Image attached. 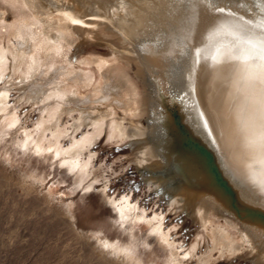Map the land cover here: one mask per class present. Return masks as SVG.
Here are the masks:
<instances>
[{
  "label": "bare ground",
  "instance_id": "obj_1",
  "mask_svg": "<svg viewBox=\"0 0 264 264\" xmlns=\"http://www.w3.org/2000/svg\"><path fill=\"white\" fill-rule=\"evenodd\" d=\"M19 2L34 10L31 17L22 19L21 26L36 32L37 37L44 36L35 55L44 59L47 71L52 70L55 75L45 84H51L50 87L41 85L43 90L38 97L55 103L51 119L55 117L56 122L50 140L55 139L53 145L61 144L60 138L66 131L59 128L63 113H78L77 117L72 116L74 133L83 127L92 129L80 139L72 135L67 149L56 146L55 156L63 157V164L79 170L82 177L92 163L82 160L83 152L109 125L110 139H126L141 146L138 165L143 168L142 173L147 171L144 168L151 170L146 177L149 187L163 190L171 206L190 216L194 212L201 232L186 256L194 253L205 235L212 241L213 251L248 253L259 256L264 264V225L238 219L214 193L204 188L205 174L195 157L182 148V137L173 123L176 114L190 136L208 150L233 189L238 205L264 213V150L256 136L258 126L252 132L245 129L247 113L240 109L243 95L233 88V66L226 63L227 57L243 56L252 51V46L243 45L231 27H220L230 17L258 22L261 13L255 7L257 0ZM218 6L225 7L223 14L214 11ZM45 9L49 13L46 16ZM16 33L17 38L24 34L21 28ZM89 42L109 46L113 55L91 57L93 60L84 62V67L77 66L71 61L69 48ZM22 45L25 44L20 43L17 50L11 46L0 48V72L8 67L11 57L17 61L18 69L22 67L25 55L34 52L35 46L21 48ZM68 55L71 58L66 65H59V58ZM37 58L30 62L35 71L40 69ZM137 60L145 68L140 67L137 76H132L129 68ZM230 63L238 66L243 60ZM95 72H100V77ZM5 97L0 96L2 108L6 107ZM249 139L255 141L251 146ZM114 203L122 221L135 218L170 247L168 264H181L158 217L147 219L137 214L128 198ZM220 219L226 227L220 225ZM103 246L115 247L108 239L103 240Z\"/></svg>",
  "mask_w": 264,
  "mask_h": 264
},
{
  "label": "rangeland",
  "instance_id": "obj_2",
  "mask_svg": "<svg viewBox=\"0 0 264 264\" xmlns=\"http://www.w3.org/2000/svg\"><path fill=\"white\" fill-rule=\"evenodd\" d=\"M24 5L19 0H0V48L11 46L17 50L20 43L25 44L21 48L35 45L20 69L11 57L8 67L0 72V96L6 95V107H0V264H168L170 247L157 234L149 233L135 218H119L114 202L124 198L129 199L137 214L147 219L158 217L163 222L181 264H263L259 256L248 253L213 251V243L205 235L194 253L186 256L201 232L194 212L190 216L171 206L163 190L149 187L146 177L151 170L144 168L147 171L142 173L138 165L141 146L126 139H110L109 125L83 152L82 160L92 163L82 177L79 170L63 164V157L55 156L54 148L67 149L72 135L80 139L92 129L83 127L74 133L72 116L78 113H63L59 128L67 132L61 136L59 146L53 145L55 139L50 140L56 122L55 117L51 119L55 103L38 97L41 85L50 87L45 84L55 75L47 71L45 60L35 55L44 36L37 37L36 32L21 26L22 19L34 13ZM44 12L45 16L49 14L46 9ZM19 28L24 32L22 38L16 36ZM108 47L90 42L70 47L71 61L84 67V62L93 60L91 57H111ZM36 58L40 62L38 71L30 63ZM70 58L60 57L59 65H66ZM140 67L144 66L137 60L129 68L130 74L137 76ZM95 74L100 77V72ZM219 221L227 226L223 219ZM104 239L115 247L103 246Z\"/></svg>",
  "mask_w": 264,
  "mask_h": 264
},
{
  "label": "snow or ice",
  "instance_id": "obj_3",
  "mask_svg": "<svg viewBox=\"0 0 264 264\" xmlns=\"http://www.w3.org/2000/svg\"><path fill=\"white\" fill-rule=\"evenodd\" d=\"M261 13L258 22L248 20L241 22L235 17L227 18L220 27H231L235 35L243 45H251L252 51L246 52L243 56H229L226 63L243 60L238 66H233L234 78L233 88L243 95L240 109L247 113L245 129L249 132L258 126L256 132L261 150H264V0H257L255 4ZM214 11L223 14L225 7H216ZM80 23V21H73ZM199 55V49L196 50ZM255 143L249 139L248 144Z\"/></svg>",
  "mask_w": 264,
  "mask_h": 264
},
{
  "label": "water",
  "instance_id": "obj_4",
  "mask_svg": "<svg viewBox=\"0 0 264 264\" xmlns=\"http://www.w3.org/2000/svg\"><path fill=\"white\" fill-rule=\"evenodd\" d=\"M173 123L182 137V148L195 157L198 166L205 174L204 188L214 193V196L238 219L251 224L260 222L264 225V213L245 206L242 207L235 202L234 191L218 171L211 154L202 144L190 136L185 126L178 120L176 114L173 115Z\"/></svg>",
  "mask_w": 264,
  "mask_h": 264
}]
</instances>
